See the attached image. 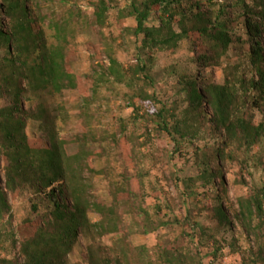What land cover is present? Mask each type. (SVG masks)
Listing matches in <instances>:
<instances>
[{
    "label": "trees",
    "instance_id": "1",
    "mask_svg": "<svg viewBox=\"0 0 264 264\" xmlns=\"http://www.w3.org/2000/svg\"><path fill=\"white\" fill-rule=\"evenodd\" d=\"M251 161L264 0H0V264H264Z\"/></svg>",
    "mask_w": 264,
    "mask_h": 264
},
{
    "label": "rangeland",
    "instance_id": "2",
    "mask_svg": "<svg viewBox=\"0 0 264 264\" xmlns=\"http://www.w3.org/2000/svg\"><path fill=\"white\" fill-rule=\"evenodd\" d=\"M93 34H94L93 31L89 30L84 36H80L76 40V42L78 44L77 49H78V52L80 54L81 60L77 64H75L74 67L76 70H78L80 72L89 71L90 66H89V63L87 61V56H88V54H90V50L86 49V42L90 38V36H92ZM120 59H121V61L125 60V55L123 53L120 54ZM157 67H160V61L157 63ZM155 70H156V68H155ZM209 76H210L209 74L206 75V77H209ZM214 76L217 78H220L221 77L220 72L217 71ZM154 90L158 94V100H159L160 104H162V105H168L171 102L183 100V95L182 94L178 95L176 93L177 89L174 88L173 78L167 77L166 75H163V76L158 78V80L154 86ZM124 113L129 114V111L126 110ZM253 165H254L253 161L248 162L247 171L249 173H251L252 177L249 178V180H247V181H249V183H251V180H252V182L260 183V182H262V179L264 180V174L262 173V171H255V168L253 167ZM224 178H225L226 186L228 188L229 198H230V200L234 201V196H235L234 192L237 188H235V186L233 187L230 184L229 176L227 174H224ZM171 190L174 193L173 188H171ZM91 217H93V215H91ZM143 242H147V243L151 244V240L149 238L146 239V237H139L137 240H135L136 244L143 243ZM239 244L245 249L252 245V243L250 241H247L245 238H242L241 236L239 238ZM227 253H228V249H225L223 252V255L224 256L227 255V257L225 258V260L220 259V261H216L215 264H232V263H234L236 258L230 257ZM204 263L205 264H212V263H209L208 260L207 261L205 260Z\"/></svg>",
    "mask_w": 264,
    "mask_h": 264
}]
</instances>
